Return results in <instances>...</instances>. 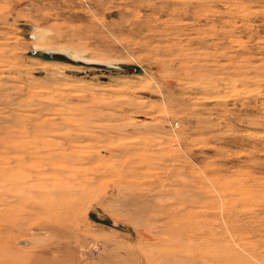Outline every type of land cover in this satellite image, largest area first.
Listing matches in <instances>:
<instances>
[{
    "label": "rangeland",
    "instance_id": "374dc122",
    "mask_svg": "<svg viewBox=\"0 0 264 264\" xmlns=\"http://www.w3.org/2000/svg\"><path fill=\"white\" fill-rule=\"evenodd\" d=\"M0 264H264V0H0Z\"/></svg>",
    "mask_w": 264,
    "mask_h": 264
},
{
    "label": "bare ground",
    "instance_id": "6f19581e",
    "mask_svg": "<svg viewBox=\"0 0 264 264\" xmlns=\"http://www.w3.org/2000/svg\"><path fill=\"white\" fill-rule=\"evenodd\" d=\"M58 57H60V56H58ZM62 58H66V59H68V60H70V61H79V62H82V63H84L83 61H80V60H76V58H73V57H71V58H69L68 56L67 57H62ZM85 64H91V63H85ZM97 64H100V63H97ZM100 65H105V64H100ZM107 66V65H106Z\"/></svg>",
    "mask_w": 264,
    "mask_h": 264
},
{
    "label": "water",
    "instance_id": "95a60500",
    "mask_svg": "<svg viewBox=\"0 0 264 264\" xmlns=\"http://www.w3.org/2000/svg\"><path fill=\"white\" fill-rule=\"evenodd\" d=\"M50 55H52V53H49ZM54 57V56H53Z\"/></svg>",
    "mask_w": 264,
    "mask_h": 264
}]
</instances>
